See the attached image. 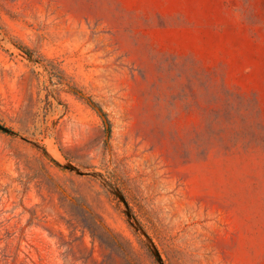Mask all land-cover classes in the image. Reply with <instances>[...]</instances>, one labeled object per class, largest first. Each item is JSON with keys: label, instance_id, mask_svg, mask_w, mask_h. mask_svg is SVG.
Instances as JSON below:
<instances>
[{"label": "rangeland", "instance_id": "rangeland-1", "mask_svg": "<svg viewBox=\"0 0 264 264\" xmlns=\"http://www.w3.org/2000/svg\"><path fill=\"white\" fill-rule=\"evenodd\" d=\"M0 264H264V0H0Z\"/></svg>", "mask_w": 264, "mask_h": 264}, {"label": "trees", "instance_id": "trees-1", "mask_svg": "<svg viewBox=\"0 0 264 264\" xmlns=\"http://www.w3.org/2000/svg\"><path fill=\"white\" fill-rule=\"evenodd\" d=\"M103 116H105V115H103ZM106 124L108 125L107 131L110 132V123H109V121L106 120Z\"/></svg>", "mask_w": 264, "mask_h": 264}]
</instances>
